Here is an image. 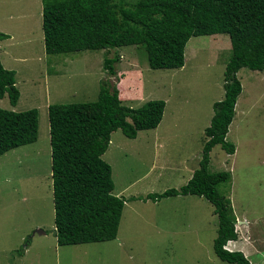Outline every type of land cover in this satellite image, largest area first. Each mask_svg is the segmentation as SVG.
<instances>
[{"label":"rangeland","instance_id":"1","mask_svg":"<svg viewBox=\"0 0 264 264\" xmlns=\"http://www.w3.org/2000/svg\"><path fill=\"white\" fill-rule=\"evenodd\" d=\"M42 8V0H0V31L13 35L0 40V60L15 71L20 92L15 105L7 94L1 97L0 107L14 111L37 108L39 120L35 142L0 156V264H231L214 253L218 219L210 201L191 194L159 201L145 198L148 193L178 188L189 167L199 166L213 103L224 96L229 36H192L185 46L184 65L178 69L150 68L139 46L116 48L108 52L119 57L117 75L110 76L102 68L104 49L46 53ZM140 71L145 73L143 85L131 91L138 82L132 79L130 84L129 79L132 74L140 78ZM237 77L242 90L226 134L235 151L227 154L215 145L209 170L230 174L218 190L230 199L235 229L251 251L244 255L251 263L264 264V232L258 230L260 234L254 235V247L261 251L252 252V241L245 243L250 237L243 238L244 233L250 235V227L238 221L257 217L264 223V70L241 68ZM104 78L118 81L125 105L138 107L152 99L167 102L160 130L166 133L163 151L169 157L161 160L178 165L158 173L154 128L141 130L135 138L126 137L120 129L112 132L102 157L112 168L113 193L126 198L117 236L103 242L58 245L48 106L93 101Z\"/></svg>","mask_w":264,"mask_h":264},{"label":"trees","instance_id":"2","mask_svg":"<svg viewBox=\"0 0 264 264\" xmlns=\"http://www.w3.org/2000/svg\"><path fill=\"white\" fill-rule=\"evenodd\" d=\"M42 30L45 52L70 53L105 50L103 70L117 75L118 55L108 52L128 45L141 47L152 69L180 68L185 46L192 36L227 34L231 54L223 73L224 96L213 103V114L204 129L199 166L179 188L148 193L145 198L197 195L213 204L218 227L214 253L231 264H251L239 250H229L237 239L236 218L230 199L218 186L227 182V171L209 170L210 152L219 144L232 154L235 146L226 140L228 127L242 87L241 68L264 70V0H42ZM9 35L0 31V40ZM118 82V81H117ZM117 82H99L95 100L54 103L48 106L52 200L58 245L113 240L118 233L126 201L113 193L111 165L102 155L112 132L120 129L128 138L138 130L158 126L165 101L152 99L138 107L123 104ZM7 94L11 105L20 92L15 71L0 60V98ZM38 110L14 111L0 107V156L33 143L38 138ZM141 199L130 196L128 199Z\"/></svg>","mask_w":264,"mask_h":264},{"label":"crops","instance_id":"3","mask_svg":"<svg viewBox=\"0 0 264 264\" xmlns=\"http://www.w3.org/2000/svg\"><path fill=\"white\" fill-rule=\"evenodd\" d=\"M17 31V30H16ZM23 31V30H22ZM4 33H6V32H4ZM17 33V32H16ZM8 35H9V39L10 38H12V36L13 35H11L10 33H7ZM8 39V38H7ZM3 41V40H2ZM129 46V45H128ZM122 47H124V46H122ZM133 58V57H132ZM183 67V66H182ZM182 67H180V68H182ZM171 69H175V68H171ZM176 69H178V68H176ZM134 73H136V70L134 71ZM140 73V78L136 75V74H132V78L131 79H129V82L131 81L132 82V79H133V81H136V83L137 84H135V85H132L133 86V90H131V91H135V90H137L138 91V89H139V85H143V79H142V75H143V73H141V71L139 72ZM135 75V76H134ZM144 77H145V73H144V75H143ZM134 77V78H133ZM131 82H130V84H131ZM140 82V83H139ZM139 84V85H138ZM119 90H120V88H119ZM119 96H120V98H121V92H119ZM166 97H168V95L166 96ZM166 97H165V99H166ZM165 101V100H164ZM168 107V105H167V102H165V108H164V112H163V116H165L166 114H167V112L165 111V109ZM212 114H213V112H212ZM212 116V115H211ZM163 118V117H162ZM211 119V118H210ZM163 123H164V119L162 120V122H160L159 124H158V126H156L154 129H153V131H151L153 134H154V137H155V142H153V146H154V148H155V150H156V156H157V163H158V173L160 172H162L163 170H166V169H170V170H175L176 168H177V165H178V163L177 164H175V163H173V161H171L170 160V164L169 163H166V161H165V159H164V161H165V163H163L162 162V160L161 159H163V157H169V154L167 153V150L166 151H163V149H165V143H164V141L167 139V137L166 136H164V135H166V133L165 132H162L161 130H160V128H163ZM209 123H210V120H209ZM209 125V124H208ZM140 132H141V130H138V133H137V135H136V137L140 134ZM168 136V135H167ZM156 146H157V148H156ZM159 149H161V151H159ZM173 164H174V166H173ZM191 165V164H190ZM175 168V169H174ZM195 167H189V170H187L183 175L184 176H182L181 177V179H183L182 180V183H181V186L183 185V184H185L187 181H188V179L192 176V173L194 172V170L196 169H194ZM198 168V167H197ZM180 187V186H179ZM178 187V188H179ZM181 196H183V195H181ZM173 197H175V196H173ZM170 198H172V197H170ZM239 221V223H242V224H246V225H248L249 227H250V230L248 229V232L250 233V235H248V234H246V233H244L243 234V238H246V237H250L249 238V241H246L245 240V243H248V242H250V245H251V241H252V245H251V247L250 248H252V252H255V253H258V252H260L261 250H259V249H257V248H255L254 247V244H253V242H254V235H256V233H259L260 234V232L258 231V230H260V231H262V232H264V223H263V220H262V218L261 219H257V217H254V218H250V219H246V221H247V223H246V221L244 222V221H242L241 219L240 220H238ZM245 226V225H244ZM260 226H262V229L260 228ZM242 229L244 230V228L242 227ZM247 231V230H246ZM244 232V231H243ZM237 234H238V236H237V239L236 240H230V241H228L227 242V244H226V247L227 248H229V250H239V251H242V252H246L245 253V255L247 256V253H248V255H249V253L251 252V251H249V248L248 249H246L245 248V246L242 244L243 242H244V240H243V242H241V235L239 234V232L237 231ZM229 244H231L230 246H229ZM248 258V257H247ZM249 259V258H248ZM249 261H250V263L252 262L250 259H249ZM264 261V257H263V260H261V263ZM251 264H256V262H254L253 261V263H251Z\"/></svg>","mask_w":264,"mask_h":264},{"label":"water","instance_id":"4","mask_svg":"<svg viewBox=\"0 0 264 264\" xmlns=\"http://www.w3.org/2000/svg\"><path fill=\"white\" fill-rule=\"evenodd\" d=\"M38 233H44V231H42L41 229H38Z\"/></svg>","mask_w":264,"mask_h":264}]
</instances>
